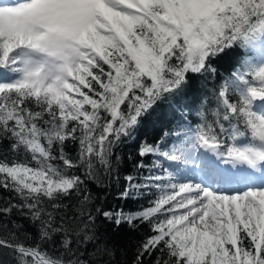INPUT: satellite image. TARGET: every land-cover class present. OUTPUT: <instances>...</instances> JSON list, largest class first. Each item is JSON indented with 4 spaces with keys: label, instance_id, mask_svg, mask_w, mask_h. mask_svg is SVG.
I'll return each instance as SVG.
<instances>
[{
    "label": "snow or ice",
    "instance_id": "snow-or-ice-1",
    "mask_svg": "<svg viewBox=\"0 0 264 264\" xmlns=\"http://www.w3.org/2000/svg\"><path fill=\"white\" fill-rule=\"evenodd\" d=\"M0 189V264H264V0H0Z\"/></svg>",
    "mask_w": 264,
    "mask_h": 264
},
{
    "label": "trees",
    "instance_id": "trees-1",
    "mask_svg": "<svg viewBox=\"0 0 264 264\" xmlns=\"http://www.w3.org/2000/svg\"><path fill=\"white\" fill-rule=\"evenodd\" d=\"M167 105H162L161 111L154 114L145 124L144 128L137 135V140L129 142L122 151V156L124 158V163L121 165L119 174L120 181L118 184H113L112 187L108 189H100L95 185H91L92 192L101 197L102 205L105 210H119L123 209L125 212H135L141 208V206H146L148 197H139L131 199H120L119 193L126 186L124 181V176L134 174L135 170L132 166V162L128 160L129 155H134L138 149V144L143 141L152 142L159 138L162 135L160 121L165 119V111ZM179 115V114H177ZM190 119L193 120V123L198 121V117L190 116ZM167 130V129H163ZM12 194L0 189V204H3ZM16 220L24 224V228L27 232L35 234V229L29 224L27 220H24L19 215H13L10 218L0 217V220ZM150 234L149 229L146 225L139 227L138 229L132 230L125 228L122 232L119 233V241L121 246L124 248V254L117 256V261L119 264H133L137 246L139 243ZM155 259V254L152 258H146L145 264H153Z\"/></svg>",
    "mask_w": 264,
    "mask_h": 264
}]
</instances>
